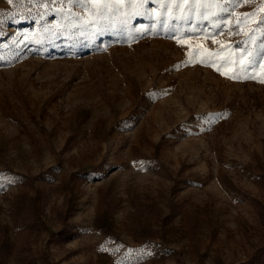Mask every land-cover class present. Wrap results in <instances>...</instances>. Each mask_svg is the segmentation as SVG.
Returning a JSON list of instances; mask_svg holds the SVG:
<instances>
[{
  "label": "rangeland",
  "instance_id": "1",
  "mask_svg": "<svg viewBox=\"0 0 264 264\" xmlns=\"http://www.w3.org/2000/svg\"><path fill=\"white\" fill-rule=\"evenodd\" d=\"M261 21L0 0V264H264Z\"/></svg>",
  "mask_w": 264,
  "mask_h": 264
},
{
  "label": "snow or ice",
  "instance_id": "2",
  "mask_svg": "<svg viewBox=\"0 0 264 264\" xmlns=\"http://www.w3.org/2000/svg\"><path fill=\"white\" fill-rule=\"evenodd\" d=\"M9 3H12L13 0H8ZM77 2H85V3H91V4H100L102 2H106V0H77ZM116 2H120V0H116ZM185 3L188 2V0H184ZM194 3L199 2V0H193ZM232 2L236 4H242L247 2V0H232ZM261 27H264V21H261L260 24ZM231 62V61H226V63ZM251 66V62L250 65ZM219 70V69H218ZM233 78H238V77H233Z\"/></svg>",
  "mask_w": 264,
  "mask_h": 264
}]
</instances>
